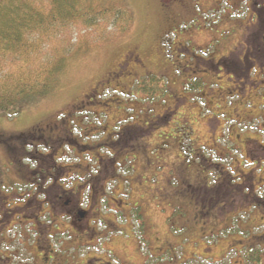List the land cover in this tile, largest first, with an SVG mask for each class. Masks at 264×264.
Listing matches in <instances>:
<instances>
[{
  "label": "rangeland",
  "instance_id": "374dc122",
  "mask_svg": "<svg viewBox=\"0 0 264 264\" xmlns=\"http://www.w3.org/2000/svg\"><path fill=\"white\" fill-rule=\"evenodd\" d=\"M95 1L103 8L88 17L95 18L91 26L82 24L78 28L56 30L50 45L46 46L57 47L55 53L49 52L53 56L67 55L58 83L45 95H38L34 84L28 80L20 82L27 88L25 95H29L20 100L18 114L0 111V132L24 131L42 120L57 122L70 113V108L75 107L72 105L81 103L97 89L98 103L86 104L85 112L73 113L81 129L74 126L72 130L67 126L81 140L79 144L89 142L93 143L92 147L86 150L81 145L65 146L58 150L57 163L88 166L91 171L104 168L106 172L115 171L114 178L106 185V195L125 199L126 203L118 209L112 203V210L103 211L111 220L122 218L118 225L129 234L134 248L142 244L144 252H151L152 249H146L148 241L156 248L159 237L170 240L185 264H201L202 258L209 259V263L202 264H253L245 253L229 251L237 241L248 240L249 233L243 234L244 228L252 229V235H261V230L255 227L264 222V217L260 219L264 208L259 213L253 201L247 200L245 207L241 204L243 194L251 185L248 181L240 182L249 179V171L256 167L252 170L251 182L256 183L258 196L264 197V98L255 97L249 90L242 100L237 95H228L224 82L215 80L213 74L203 73V69L195 70L193 60H189L190 53L206 58L217 49L220 52L214 56L219 57L234 44L238 47L235 55L240 54L242 47L237 43L244 40L242 31L248 25L254 27L248 21L250 0ZM258 7L261 10L262 5ZM186 47L190 50L188 54ZM39 48L34 61L16 59L6 62L5 67L0 62V81H6V75L9 76L7 87L11 88L15 83L12 80L18 76L28 77L33 71L39 74L41 63L47 57L52 59L44 46ZM78 48L79 53L73 55ZM135 58L143 63L145 72L133 66L137 63ZM118 64H122L121 70ZM127 66H130L128 70ZM182 68L186 75L181 74ZM122 69L124 73L137 72L136 79L124 82L120 78ZM194 71L195 74L200 71L196 78ZM111 74L115 78L120 76L121 87L115 83L117 79L109 80ZM219 75L222 74L215 76ZM186 79H191V83H185ZM105 81V86L98 89ZM172 113L173 118L160 119L153 128L150 126L153 122L149 121L157 119L155 116ZM112 137L117 141L114 145L110 141ZM243 141L248 142L252 159L243 158L246 154ZM34 143L36 146L22 150L20 160H13L9 148L0 144V178L4 182L6 173L10 177L28 176V171L42 164L39 162L42 153L50 149L42 140ZM28 153L34 159H23L30 156ZM101 159H104L102 163ZM112 159H115L114 165ZM80 169L78 166L62 171L60 177L78 174ZM242 173L247 176L241 177ZM227 174L234 177L232 184L241 183L242 192L230 185L224 187L220 177L227 182ZM215 187L232 189L227 194L223 192L220 197H225L216 201L213 200ZM2 191L6 194V190ZM206 192L209 196L205 203H214L211 212L200 210L199 204ZM16 200L17 196H10V202ZM239 210L248 213L242 212V219L233 221ZM254 218L258 221L251 223ZM33 229L32 223L26 227L6 226V253L15 256L14 264L34 262L22 249L26 243L28 252L33 251L30 237L37 235ZM113 231L111 228L101 242L115 252L128 242L120 240L122 235ZM201 233L213 236L203 239ZM67 239V234H54L51 238L57 248L63 247ZM253 250L260 252L264 260L263 246L259 249L255 245ZM85 251L89 256L96 250L90 247ZM81 258L84 260L85 256ZM71 262L81 261L76 258Z\"/></svg>",
  "mask_w": 264,
  "mask_h": 264
},
{
  "label": "flooded vegetation",
  "instance_id": "af4514ba",
  "mask_svg": "<svg viewBox=\"0 0 264 264\" xmlns=\"http://www.w3.org/2000/svg\"><path fill=\"white\" fill-rule=\"evenodd\" d=\"M256 1L257 0H250L247 6L249 13L248 21L250 24H253L254 27L250 28L248 25V28L243 33V42L237 43L238 46L242 47L240 54L235 55L234 50L238 47L234 44L230 50H225L219 57L214 56L215 52H220L217 49L206 58H203V55L190 53L192 56L189 59L191 61L193 60V68L195 70L203 69L201 70L203 73L213 74L212 76L215 80H220V82L222 81L225 83L227 86L226 93L228 95H237L240 100L244 99V94L248 92V90L254 92L253 94L255 97L264 98V0ZM258 4L262 5L261 10L258 9ZM189 52V48L186 47V54ZM230 55H232V57H230ZM135 60H137V58H135ZM122 64H118L120 66L119 70H121ZM198 64H200V66ZM134 65L145 72V66L140 59H138L137 63L133 64V66ZM128 67L130 66L126 67L127 70ZM122 70L123 71H120L121 77L118 75L115 78L114 74H111L109 77V80H112V78L117 79L115 83L118 84V87H121L120 78H124L123 80L126 82L128 80L134 81L137 76V72L135 71L129 70L128 73H124L125 70ZM180 72L186 75L184 68H182ZM198 73L195 74V71L192 72L195 78ZM220 73L222 74L219 75L220 77L215 76ZM190 81L191 79H186L185 83H191ZM196 82H194V84H196ZM106 83V81L101 83L97 88L99 89L105 86ZM237 83L240 87L236 85ZM110 85L112 84L110 83ZM91 92L78 104V106L76 105L70 108V113H68V115L64 114L57 122L42 120L43 122L40 121L24 131L0 132V144H2L5 149L6 147L9 148V152L13 154L11 157L13 160H20L22 155H17V153L21 154L22 150L26 149L27 146H36L34 142L38 140H42L45 143L42 144L48 145L47 148L50 149L46 151L47 153H42L43 157L41 159L37 158L42 164L39 165L38 169L30 171V173L28 171L26 173L28 176L20 174L19 177H10L6 173V182L0 178V186H2L3 190H6L5 194L0 188V264H14L12 260L15 256L6 253V233L8 232H6V226L12 224L26 227L27 224L30 223L33 224V230L37 233L36 236L30 237V239H32L30 244L33 251L28 252L26 243L23 244L22 249L34 259L32 264H185L186 262H182L179 253L173 249L174 246L170 243V240L164 241L158 237V240L155 242L156 239H154V242L158 244L156 248H152L153 246L151 245L153 242L148 241L146 249H152V253L150 251L144 252L142 244L134 248L132 240L128 239L129 234H125V229L121 225H118V222L122 218L111 220L107 216V213L105 215L103 209L109 208L112 210V203H116V209L120 208L123 202L126 203L125 199L116 200L114 197H108L106 195V185L114 178L115 171L106 172L105 168L100 171H91L88 166L78 165L79 168H81L78 174H67L66 178L60 177L62 171H70L78 167L76 165H59L57 163L58 150L65 146H71L72 144L80 145L79 140L69 142V138H74V136L72 131L68 130V127H72V130L74 126L81 127L77 119H73V113L76 111L85 112L86 104L98 103L96 101V94H98L97 89ZM173 117L174 114L171 116L168 114L155 116L157 119L150 120L149 122H153L150 126L153 128V125H155L156 122L159 123L160 119L167 120ZM239 117L241 116L239 115ZM104 128L106 127H103V129ZM131 130H133V128ZM134 131L135 130L132 132ZM113 138L114 137L110 140L112 145L117 143ZM98 144L100 145L101 143ZM104 147L107 146L104 144ZM112 149L113 147H111V150ZM244 149L246 155L250 157L247 141L244 142ZM23 159H34V155L29 157L25 156ZM103 161L104 159L100 160L101 163ZM112 162L114 165L115 159H112ZM258 165L259 163L257 166ZM255 168L256 167H252L249 171V179L240 181L242 183L248 181V184L251 185L248 187V192L243 194L241 204L245 207L247 200L253 201L255 204L253 207L258 206V211L260 213L264 208V198L258 196L255 191L256 183L251 182L252 170ZM221 175H224V173H221ZM241 175V177H245L247 173H242ZM223 178L224 177H220V181H222L224 187L225 185H230L236 191H243L240 182L236 185L231 183L234 177H230L227 174L225 176L226 181L228 179L227 182H224ZM61 180L68 182L67 184H60L59 182ZM231 189L232 188L228 187H215L214 191L216 195L213 200H221L225 196L220 197V195L223 192L227 194ZM9 191L11 192L10 194L7 193ZM10 196H17V200L13 201V203L10 202ZM208 196L209 194L206 192L205 199L199 204L201 212L205 209H207L206 212L212 211L214 203H205V201L208 200ZM213 200L211 199L210 201ZM242 212L247 211L239 210L238 214L241 215ZM196 216L198 217L200 215ZM201 216H203V213ZM263 217L264 216L261 215L260 219ZM64 218L66 219L58 220ZM254 221H258V218L251 220V223ZM262 226H264V222H262ZM259 227L260 226H256L255 229ZM61 228L64 229L62 230ZM101 228L105 229V231H100ZM111 228H114L113 232L117 231V233L122 235L120 240L128 242V244H122L115 252L112 251L113 248L104 247L101 242L106 239ZM201 229L204 230L205 227L202 226ZM242 231L243 234L249 233L247 237L248 240L245 241L241 239L237 241L236 244H233V248H230L231 251L229 252L240 251V253H245L246 258L252 259L253 264H264L263 255L253 250L255 245L258 246L259 249L263 246L264 249V230L261 232V235H252V229L247 230L244 228ZM50 232L51 235H49ZM54 234H67L68 239L65 241L63 247L57 248V244L52 242L51 238ZM209 236L213 235H203V233H201V238L203 239ZM90 247L94 248L96 251L88 256L85 250ZM99 249L101 251H99ZM154 250H156V252H153ZM64 252H66V255H63ZM81 255L85 256L84 260L81 258ZM76 258L80 259L81 262H71ZM68 259L71 260L68 261ZM202 259V261H199L201 264L204 263L203 261L209 263L208 258Z\"/></svg>",
  "mask_w": 264,
  "mask_h": 264
},
{
  "label": "trees",
  "instance_id": "16d2710c",
  "mask_svg": "<svg viewBox=\"0 0 264 264\" xmlns=\"http://www.w3.org/2000/svg\"><path fill=\"white\" fill-rule=\"evenodd\" d=\"M102 8L95 0H0V62L5 67L6 62L16 59L34 61L39 55L40 46H44L47 54L55 53L57 47L46 46L50 45L56 30L78 28L82 24L91 26L95 18L88 17ZM105 10L101 12L104 13ZM36 33L39 34L34 36ZM79 50L80 48L76 49L73 55L78 54ZM49 55L52 59L47 57L48 60L41 63L39 74L30 69L33 73L28 77L18 76L12 80L15 83L11 88L9 85L7 87L9 76L6 75V81H0V111H7L11 115L20 112V100L29 95H25L27 88L20 83L22 81L28 80L34 84L39 91L38 95H45L58 83V77L67 63V55ZM69 139V142L78 141L76 137ZM80 145L88 150L93 143Z\"/></svg>",
  "mask_w": 264,
  "mask_h": 264
}]
</instances>
